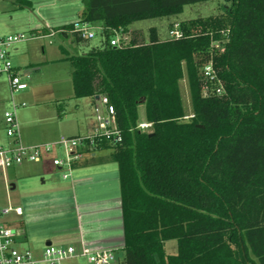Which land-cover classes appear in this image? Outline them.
Segmentation results:
<instances>
[{
	"label": "trees",
	"instance_id": "obj_1",
	"mask_svg": "<svg viewBox=\"0 0 264 264\" xmlns=\"http://www.w3.org/2000/svg\"><path fill=\"white\" fill-rule=\"evenodd\" d=\"M210 1H224L222 11L180 22L181 39L162 38L156 28L148 40L125 37L136 22ZM83 3L77 22L101 27L104 41L70 58L72 86L74 99L107 97L122 134L120 143L99 144L108 157L91 160L118 165L120 264H264V0ZM75 23L54 30L87 43L72 31ZM116 31L120 45L112 46ZM209 62L213 81L202 74ZM141 105L149 132L138 129ZM172 240L177 253L170 255Z\"/></svg>",
	"mask_w": 264,
	"mask_h": 264
},
{
	"label": "crops",
	"instance_id": "obj_2",
	"mask_svg": "<svg viewBox=\"0 0 264 264\" xmlns=\"http://www.w3.org/2000/svg\"><path fill=\"white\" fill-rule=\"evenodd\" d=\"M9 1L12 4L14 3L13 0H6L1 4V8L7 2L10 4ZM28 1L32 3L31 0ZM82 12V8L79 7L78 13H70L68 16L64 15L58 18L57 24H52L50 27L46 25L38 30L29 32L40 31L42 34H46V28L55 29L77 22ZM1 16L2 13L0 15V22ZM7 32L4 31L2 34H7ZM63 34H58L55 38L62 37L67 39L71 33L65 35L63 32ZM50 42L52 44V41ZM42 51L43 53L45 52L43 47ZM27 53L19 45L12 51L11 57L15 66L21 70L28 71L30 75L32 72L41 73L39 63H32ZM28 84L27 90L16 94L18 102L26 103V107L20 108L17 112L18 121L21 125V140L23 144L27 146L47 144L57 141L62 136L78 137L89 135L93 132L96 126L94 112L93 118L91 117L90 119L89 116H86L84 105L78 102L79 99H75V110L77 112L74 117H65L63 110L58 109L60 104H56V102L62 100V97H52L51 99L41 101L34 97L33 90L28 91L30 83L28 82ZM35 84L39 85V83ZM7 86L9 89L8 84ZM3 98L4 100H2ZM9 98L10 93L7 97L4 95L3 97L0 96V102L6 103L9 101ZM72 99H74V93ZM86 99L90 100L88 104H91L92 109L99 103L97 99ZM28 101L32 102L34 107L27 112ZM47 103L52 105V107L47 108L48 106L45 105ZM40 122H48V124L43 128L37 129L35 125L37 126ZM27 125L29 126L31 136H29L25 128ZM11 141L5 135L0 140V147L9 145ZM110 154L111 150L104 149L103 147L95 150L75 167L71 178L68 180L63 179L62 169L52 166L51 157H46L39 163H24L2 171L5 182L7 181L12 187L11 190L16 189L18 184H22L23 191L27 192L25 194L29 195L28 198H31L27 199V204L33 208L54 209L69 207L71 204L74 205V216L78 226L71 227L73 229L71 232L78 230V235L76 237L73 236L68 243L59 241L56 237V232L42 235L41 240H48L47 242L54 244L51 240L56 238L55 243L57 246L73 245L81 248L84 245L91 250L110 249L117 252L119 244L124 242L118 165L110 161L101 164L91 163L92 158L108 157ZM108 164H116L117 166H113L112 168L106 167ZM59 218L64 219L65 216H60ZM62 219L60 222L65 224L68 222L67 218L63 221ZM72 229L65 227V229L61 228L60 230L66 232ZM22 230L26 233L25 235L23 232L24 240H28L27 234L29 233V229L27 231L26 225H23ZM40 249L39 252L41 253L44 248Z\"/></svg>",
	"mask_w": 264,
	"mask_h": 264
},
{
	"label": "rangeland",
	"instance_id": "obj_3",
	"mask_svg": "<svg viewBox=\"0 0 264 264\" xmlns=\"http://www.w3.org/2000/svg\"><path fill=\"white\" fill-rule=\"evenodd\" d=\"M14 3L8 2L3 6L1 22H0V36L9 34L28 33L29 31L38 30L43 26L57 24L60 17L68 16L70 13H78L79 7L84 9L83 0H31V6H25L21 0H13ZM224 1H210L198 3L195 5H188L184 8L183 13L160 19H150L134 23L129 28V34L126 38H136L139 42L149 39V30L156 28L162 38L169 36L171 26L187 20H192L200 17H209L217 15L222 11ZM79 6V7H78ZM8 31L7 34H2ZM30 33V32H29ZM95 38L89 40L87 43L78 44L75 37L70 34L67 39L58 37L52 39L50 44L49 39H37L25 43H21L19 47L28 52L27 55L32 63H39L41 66V73H33L30 75L28 82L30 83L29 92L33 90L34 97L39 100L51 99L52 97H62V100L56 102L60 104L58 109L63 110L65 117L73 118L77 110H75V99L73 98L72 88V63L70 58L88 54L94 47H100L104 41L101 31L95 30ZM44 48V53L42 51ZM13 61V60H12ZM14 63V62H13ZM39 83V85L35 84ZM7 77L0 75V96H9V89L7 86ZM35 84V85H34ZM181 94L186 110L187 117L192 114L190 92L186 78L180 83ZM67 95V96H66ZM11 97V94H10ZM4 100V98L2 99ZM78 102L83 103L85 108V115L93 118V109L89 99H79ZM44 103V102H43ZM47 108H51L49 103L45 104ZM34 107L32 102H27V112ZM10 109V98L8 102H0V140L6 135V128L4 123V114ZM60 110V111H61ZM139 124L146 122L145 106L141 105L138 110ZM48 122H40L35 127L43 128ZM21 128V125H20ZM26 130L31 136L29 126ZM21 132V129H20ZM117 166L116 164H108L106 167ZM7 182V181H6ZM5 182L3 172L0 169V207H21L24 210L22 217L12 216L10 218L12 227L16 229H23L26 225L28 240H20L19 247L34 252L36 255L40 254V248L46 246L48 240H41L42 235H47L56 232V237L59 241L68 243L73 236L76 237L78 230L71 227L78 226L75 220L74 205L64 208H33L27 204L29 195L25 194L22 184H18L17 188L11 190L10 184ZM15 184V183H14ZM60 216H65L63 220L68 222H60ZM62 225V226H61ZM30 226V227H28ZM72 229L66 232L60 230L61 228ZM21 229V230H22ZM23 231V230H22ZM25 233V231H23ZM26 235V233H25ZM120 235V234H119ZM121 239V237H120ZM56 238L52 239L54 245ZM124 243V242H123ZM123 243L121 242L117 247L116 262L119 264L122 259ZM76 247V246H75ZM166 251L173 255L177 253V241L172 240L167 242ZM62 264H89L86 258H76L69 261H64Z\"/></svg>",
	"mask_w": 264,
	"mask_h": 264
},
{
	"label": "built area",
	"instance_id": "obj_4",
	"mask_svg": "<svg viewBox=\"0 0 264 264\" xmlns=\"http://www.w3.org/2000/svg\"><path fill=\"white\" fill-rule=\"evenodd\" d=\"M6 0H0V15L2 13L1 4ZM46 34L19 33L0 36V75H5L10 89V109L4 114L6 124V135L11 139L7 146L0 147V169L5 171L24 163H39L46 157H51L52 166L63 170V179L71 178L74 166L80 164L85 157L90 156L99 149L102 141L111 144L122 142V134L116 124V113L107 97H99V103L94 106L93 112L96 126L89 135L78 137L62 136L55 142L27 146L21 140L20 124L17 112L20 108L26 107V103L18 102L16 94L28 89L30 73L15 66L12 61V51L21 43L36 39H54L64 31H56L46 28ZM95 30L101 31V27H94L87 23L77 22L73 32L83 39L95 38ZM169 36L174 39H181L183 32L179 23L173 25L169 31ZM121 34L115 32V37L111 40L112 46H119ZM202 74L207 80H215L217 77L212 62L204 65ZM221 88L217 90L221 94ZM152 125L145 122L139 124L138 129L149 132ZM24 210L21 207H0V264H62L76 258H86L89 264H114L117 260L113 250H91L84 245L77 248L70 246H45L39 255L34 252L21 249L19 241L24 240L21 229L12 227L10 218L12 216L21 217Z\"/></svg>",
	"mask_w": 264,
	"mask_h": 264
},
{
	"label": "water",
	"instance_id": "obj_5",
	"mask_svg": "<svg viewBox=\"0 0 264 264\" xmlns=\"http://www.w3.org/2000/svg\"><path fill=\"white\" fill-rule=\"evenodd\" d=\"M97 100H99V97L96 98ZM51 243L50 242H47L46 246H50Z\"/></svg>",
	"mask_w": 264,
	"mask_h": 264
}]
</instances>
